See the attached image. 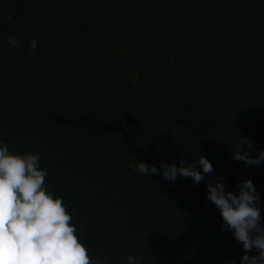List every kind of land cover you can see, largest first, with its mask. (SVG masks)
<instances>
[{
	"label": "trees",
	"instance_id": "obj_1",
	"mask_svg": "<svg viewBox=\"0 0 264 264\" xmlns=\"http://www.w3.org/2000/svg\"><path fill=\"white\" fill-rule=\"evenodd\" d=\"M236 130L264 150V0H0V146L39 155L93 264H240L205 186L250 179L264 225ZM201 153L199 185L133 168Z\"/></svg>",
	"mask_w": 264,
	"mask_h": 264
},
{
	"label": "clouds",
	"instance_id": "obj_2",
	"mask_svg": "<svg viewBox=\"0 0 264 264\" xmlns=\"http://www.w3.org/2000/svg\"><path fill=\"white\" fill-rule=\"evenodd\" d=\"M7 42L11 48L19 45L14 35H9ZM37 43L32 40L30 49L35 51ZM239 136L240 140L232 144L231 158L246 168L264 163V150L252 157V142L240 133ZM179 165L162 160L157 169L139 161L133 168L141 176L157 174L169 183L178 176L190 177L196 185L214 171L202 153L195 163L186 164L181 159ZM46 175L47 171L39 168L38 154H10L6 144L0 146V264H93L87 248L75 234L72 216L62 199L53 198L46 191ZM214 179L215 183L209 181L205 185L206 198L220 211L221 230L231 232L242 244L240 264H264L260 194L250 179L240 181L237 193L226 191L224 177ZM252 252L257 254L249 255ZM142 259L127 256L128 264H141Z\"/></svg>",
	"mask_w": 264,
	"mask_h": 264
}]
</instances>
